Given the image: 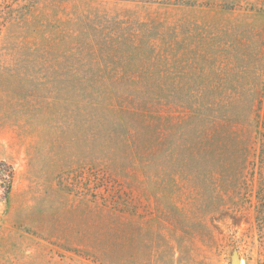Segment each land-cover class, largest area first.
Masks as SVG:
<instances>
[{
  "label": "rangeland",
  "instance_id": "374dc122",
  "mask_svg": "<svg viewBox=\"0 0 264 264\" xmlns=\"http://www.w3.org/2000/svg\"><path fill=\"white\" fill-rule=\"evenodd\" d=\"M262 91L264 0H0V264H264Z\"/></svg>",
  "mask_w": 264,
  "mask_h": 264
},
{
  "label": "trees",
  "instance_id": "16d2710c",
  "mask_svg": "<svg viewBox=\"0 0 264 264\" xmlns=\"http://www.w3.org/2000/svg\"><path fill=\"white\" fill-rule=\"evenodd\" d=\"M260 99L256 110V117L257 122L262 124L259 130V141H260V148L262 154L264 155V91L259 93ZM1 165H4L6 167H1ZM6 176H13V170H11V166H9L5 162H0V179L5 178ZM114 202H118V200H113Z\"/></svg>",
  "mask_w": 264,
  "mask_h": 264
},
{
  "label": "water",
  "instance_id": "95a60500",
  "mask_svg": "<svg viewBox=\"0 0 264 264\" xmlns=\"http://www.w3.org/2000/svg\"><path fill=\"white\" fill-rule=\"evenodd\" d=\"M242 260L241 258L239 257V255L235 254L233 256V264H241Z\"/></svg>",
  "mask_w": 264,
  "mask_h": 264
},
{
  "label": "bare ground",
  "instance_id": "6f19581e",
  "mask_svg": "<svg viewBox=\"0 0 264 264\" xmlns=\"http://www.w3.org/2000/svg\"><path fill=\"white\" fill-rule=\"evenodd\" d=\"M242 263V262H241Z\"/></svg>",
  "mask_w": 264,
  "mask_h": 264
}]
</instances>
